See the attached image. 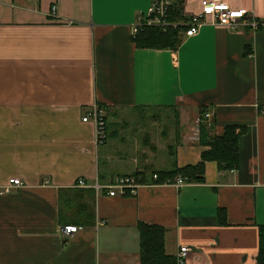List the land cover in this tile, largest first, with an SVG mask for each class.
Returning <instances> with one entry per match:
<instances>
[{"label": "crops", "instance_id": "obj_1", "mask_svg": "<svg viewBox=\"0 0 264 264\" xmlns=\"http://www.w3.org/2000/svg\"><path fill=\"white\" fill-rule=\"evenodd\" d=\"M226 1L261 27L208 23L173 50L134 40L152 0H0V264H142L141 222L166 229L171 257L187 245L184 264H258L264 0ZM200 10L184 0L186 16ZM96 104L103 143L83 119ZM201 109L213 135L246 128L238 167L208 160L202 182L149 183L202 160ZM138 173L148 184L135 194L104 187ZM12 177L23 185L3 192ZM65 225L80 229L65 236Z\"/></svg>", "mask_w": 264, "mask_h": 264}, {"label": "trees", "instance_id": "obj_2", "mask_svg": "<svg viewBox=\"0 0 264 264\" xmlns=\"http://www.w3.org/2000/svg\"><path fill=\"white\" fill-rule=\"evenodd\" d=\"M184 0H173L168 12L170 22H178L183 17ZM185 26H168L162 29L158 26H149L137 34L134 40L139 47L165 48L176 50L182 42ZM200 143L209 146L202 153V160L195 165L176 167L170 172H155L159 178L157 184L172 180L176 176L185 177L188 182H202L205 178V163L214 160L218 163L220 170H233L239 165V139L245 132L244 126L229 124L225 127L222 135H213L211 129L213 122L208 123L205 111H200ZM136 175H140L139 173ZM140 231V259L142 264H178L176 257L166 253L165 234L166 229L160 225L139 223ZM259 255L258 264H264V225L259 227Z\"/></svg>", "mask_w": 264, "mask_h": 264}, {"label": "built area", "instance_id": "obj_3", "mask_svg": "<svg viewBox=\"0 0 264 264\" xmlns=\"http://www.w3.org/2000/svg\"><path fill=\"white\" fill-rule=\"evenodd\" d=\"M173 3V0H152L146 14H141L138 17L137 23L133 26L134 35L139 31L149 27L158 26L162 29L172 26H185L187 29L183 32L185 36L196 34L205 24L212 23L217 25L227 26L231 29L239 30L250 28L257 30L263 24L262 21L247 8H235L226 0H201V10L198 13L186 16L178 22H170L168 20V12ZM212 117L211 111L205 112V118ZM84 121L93 120L96 125V139L98 143H103L107 139V120L106 110L101 105H94L93 108L83 117ZM153 182L159 178L157 173H153ZM164 183H171L178 187L189 183L185 177L176 176L172 180H167ZM148 184L145 176L142 174L136 175H117L110 183L105 185V189L110 196L117 194H135L139 187ZM157 184V183H156ZM23 182L21 179L12 177L7 185L2 188L3 192H9L14 188L21 187ZM76 186L85 187L86 182L83 178H79ZM95 188L101 189L97 183ZM80 229L78 225H65L62 227V232L65 236H71ZM190 248L187 245L180 247L176 259L178 264H184L188 259Z\"/></svg>", "mask_w": 264, "mask_h": 264}, {"label": "rangeland", "instance_id": "obj_4", "mask_svg": "<svg viewBox=\"0 0 264 264\" xmlns=\"http://www.w3.org/2000/svg\"><path fill=\"white\" fill-rule=\"evenodd\" d=\"M183 17H186V15L183 13ZM164 112V111H163ZM164 113H166V114H169V115H172V114H174V112L173 111H170V112H164ZM170 122V123H169ZM169 122H166V124H171V121H169Z\"/></svg>", "mask_w": 264, "mask_h": 264}]
</instances>
